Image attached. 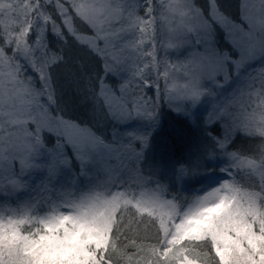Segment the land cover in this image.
<instances>
[{"label": "snow or ice", "instance_id": "6c2138e0", "mask_svg": "<svg viewBox=\"0 0 264 264\" xmlns=\"http://www.w3.org/2000/svg\"><path fill=\"white\" fill-rule=\"evenodd\" d=\"M139 6L0 0V264H264V88L252 83L259 65L264 84V0H241L239 38L224 50L206 18L227 21L217 0H208L207 13L195 0H144V16ZM165 34L166 55L189 53L184 67L192 68L179 86L169 84L177 65L160 68L156 41ZM193 34L195 51L185 46ZM69 38L102 67L66 54ZM220 75L225 84L245 77L240 95L250 104L239 116L232 104L209 101L202 141L177 155L186 131L166 122L160 79L169 99L179 88L185 101L169 113L195 129L197 109L214 95L205 80L215 84ZM151 88L155 100L146 95ZM65 95L88 106L92 121L110 123L111 138L65 118ZM45 132L56 136L53 149ZM240 135L255 143L229 151ZM162 173L199 185L197 194L166 199ZM34 192L48 198L35 200Z\"/></svg>", "mask_w": 264, "mask_h": 264}, {"label": "trees", "instance_id": "16d2710c", "mask_svg": "<svg viewBox=\"0 0 264 264\" xmlns=\"http://www.w3.org/2000/svg\"><path fill=\"white\" fill-rule=\"evenodd\" d=\"M240 2L241 0H217L221 13L227 17L226 22L220 20H212L209 16H206V18L208 19V23L211 26V32H212V36L215 39L216 47H218L221 50L231 48V44L229 43L230 39L228 38L226 27L231 28L233 24L239 25L241 23L240 9H239ZM207 3L208 0H195L196 6L204 9L206 13H207ZM139 5H140L139 15L144 16V0H139ZM53 46L59 47V45H56L55 41H53ZM65 52L71 57H76V56L84 57L88 65L94 70L102 67L99 58L86 56L84 50L81 49L78 45H76L71 38H69L68 45L65 47ZM253 84L257 85V88H264V84L260 82L259 77L255 83L253 82ZM63 106H66L65 118H72L80 122H89L93 124V126L96 127L100 133L106 134L109 136V138H111V133H112L111 124L101 120L99 123H96V121H98L99 119L96 121H92L90 108L88 106L83 105L78 98L71 95H65L62 100V107ZM160 107L163 111V114L165 115L166 122L171 123L172 125H175L177 127H185V131H186L185 141L177 142V144L175 145V151L177 155L181 154L182 152H186L188 146L191 145L192 143L202 141L204 137V131L201 130L204 119L202 116H199V119L196 122L198 125L197 128L189 129L186 126L181 125V123L174 118V114L169 113V107H167L163 103H160ZM212 132L214 135L220 132V127L219 126L214 127L212 129ZM48 136L49 135L46 134L44 135L46 146L51 147L54 144L53 143L54 141L48 140L49 138ZM203 142L209 143V141L207 140H203ZM253 143H255V141L247 140L242 135H240L237 136L233 147L230 148L229 151H232L233 148L247 149L248 146ZM216 173H220L219 169L216 170ZM166 177H167V173H162L160 176L161 183L167 185L166 194L168 196L172 195V198L175 197L179 202H183L185 201V199H187L190 202L194 198L193 197L194 195L192 193H189L187 188L189 189L193 188V191H196L200 187L199 185H196L194 187L186 186V189L180 191L179 183H171ZM42 210H46V205Z\"/></svg>", "mask_w": 264, "mask_h": 264}, {"label": "rangeland", "instance_id": "374dc122", "mask_svg": "<svg viewBox=\"0 0 264 264\" xmlns=\"http://www.w3.org/2000/svg\"><path fill=\"white\" fill-rule=\"evenodd\" d=\"M130 2H131V0H130ZM137 14L139 15V9H138ZM226 30H227L229 39H233V38L238 39L239 38V33L233 28V26H231V28L226 27ZM230 33H231V36L229 35ZM137 34H138V30H137ZM166 38H167V34H165V36H163V37H161L160 35L157 36L156 43H157L158 57H159V61H160V68H161V70H163V67H164V64L166 61L168 63L177 65L179 70H176V69H170L169 70L170 71L169 84H176L177 86H179L185 82L184 72H186V71L190 72L191 68H192L191 65H188V67H184V62L188 58L189 53L185 52L184 55H177L172 50H169L168 54L166 55L164 48L161 47L162 40H166ZM197 38L198 37L195 34H193L191 41L189 42V44H187L185 46L190 47L193 51H195L196 50L195 41ZM149 47L150 46H146L144 50L147 51ZM203 47H204V45L201 44L200 51H203ZM132 59L137 60V54L133 53ZM137 62H139V61L137 60ZM131 66L132 65L129 64V67H131ZM259 67L260 66L257 65L256 71L253 72V77L255 78L253 81L254 83L258 80V77H259L258 76ZM127 75L130 77L131 72H128ZM159 83L161 86V93H160V98L158 101L159 105H160V103H163L164 105H166L169 108H170V105H179L181 107L184 106L185 101L180 98L179 88H177V91H175L171 94V99H169V97L164 94V79L161 78ZM205 83L213 88L214 95L211 97H208L207 100L205 101V103L199 106V108L197 109L198 116H202L203 118H205V116L207 115V112L204 109L208 108L210 110L211 104L209 103V101H212V100H215V102L221 103V104H232L233 105V112L239 116L243 115L244 111L247 109V106L251 102V98H249L247 95H244V96L240 95V90H243L245 93L248 91V87H247L248 82H247L245 77H242L241 81H239V82H233L231 84H225L224 76L220 75L219 77H217L215 84H213L211 81H208V80H205ZM219 84H224V87L223 88L217 87L216 85H219ZM253 87L257 88V85L253 84ZM137 94L139 95L140 93L137 92ZM146 95H147V97H150L153 100H155V98L157 96L156 89L151 88V89L146 90ZM99 122H100V120L96 121V123H99ZM112 131H113V129L111 130V132ZM220 131H221V129H220ZM45 134L49 135L48 140L54 141L53 142L54 144L51 147L50 146H46V147L48 149H53L56 145L55 134H49L48 132H45L44 135ZM67 151H68V154L71 155V148L70 147L67 149ZM112 163L116 164V161H113ZM120 172L124 173L123 179L125 181H127L128 176H127L126 171L124 169H120ZM216 175L222 176V175H226V174L216 173ZM57 187H59V186H57ZM147 187L149 189H152V188L156 187V184L153 182L152 184L147 185ZM184 189H186V186H182L179 183V190L181 191ZM187 190L189 193H192L194 196L197 194V191H193V188L192 189L187 188ZM200 194H202V193H200ZM57 195H58L57 193H53L52 198L56 199ZM164 196L166 199L172 198V195L168 196L166 194V192L164 193ZM26 198L27 197H25V199ZM33 198L35 200L43 201V200H46L48 198V194L47 193L41 194L40 192H34Z\"/></svg>", "mask_w": 264, "mask_h": 264}]
</instances>
